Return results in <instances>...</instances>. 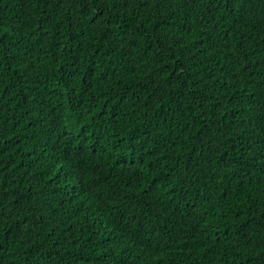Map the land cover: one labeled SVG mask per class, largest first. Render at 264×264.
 <instances>
[{
    "label": "trees",
    "instance_id": "trees-1",
    "mask_svg": "<svg viewBox=\"0 0 264 264\" xmlns=\"http://www.w3.org/2000/svg\"><path fill=\"white\" fill-rule=\"evenodd\" d=\"M0 264H264V0H0Z\"/></svg>",
    "mask_w": 264,
    "mask_h": 264
}]
</instances>
